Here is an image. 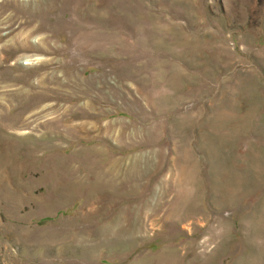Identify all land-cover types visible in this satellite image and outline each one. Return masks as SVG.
<instances>
[{
  "label": "rangeland",
  "instance_id": "374dc122",
  "mask_svg": "<svg viewBox=\"0 0 264 264\" xmlns=\"http://www.w3.org/2000/svg\"><path fill=\"white\" fill-rule=\"evenodd\" d=\"M0 264H264V0H0Z\"/></svg>",
  "mask_w": 264,
  "mask_h": 264
},
{
  "label": "bare ground",
  "instance_id": "6f19581e",
  "mask_svg": "<svg viewBox=\"0 0 264 264\" xmlns=\"http://www.w3.org/2000/svg\"><path fill=\"white\" fill-rule=\"evenodd\" d=\"M33 32H37V30H36V31H33ZM28 37H29L28 35H27V36H25V39L27 40V39H28Z\"/></svg>",
  "mask_w": 264,
  "mask_h": 264
}]
</instances>
